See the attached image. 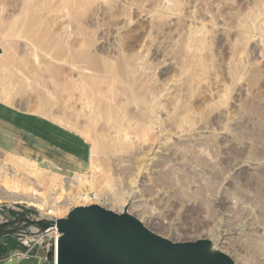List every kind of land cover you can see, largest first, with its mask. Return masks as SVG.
Masks as SVG:
<instances>
[{
  "label": "rangeland",
  "instance_id": "rangeland-1",
  "mask_svg": "<svg viewBox=\"0 0 264 264\" xmlns=\"http://www.w3.org/2000/svg\"><path fill=\"white\" fill-rule=\"evenodd\" d=\"M0 42V184L52 205L85 175L100 199L60 220L98 206L264 264V0H0ZM0 200V224L43 218ZM55 241L4 237L0 262L55 264Z\"/></svg>",
  "mask_w": 264,
  "mask_h": 264
},
{
  "label": "water",
  "instance_id": "water-1",
  "mask_svg": "<svg viewBox=\"0 0 264 264\" xmlns=\"http://www.w3.org/2000/svg\"><path fill=\"white\" fill-rule=\"evenodd\" d=\"M53 228L62 235L58 264H233L226 255L211 257L202 242L163 239L135 217L98 206L75 208L59 221L32 220L21 214L0 224V239L42 234Z\"/></svg>",
  "mask_w": 264,
  "mask_h": 264
},
{
  "label": "bare ground",
  "instance_id": "bare-ground-1",
  "mask_svg": "<svg viewBox=\"0 0 264 264\" xmlns=\"http://www.w3.org/2000/svg\"><path fill=\"white\" fill-rule=\"evenodd\" d=\"M124 74V73H122ZM132 82V80H131ZM131 82L129 83L130 87ZM136 82V80H135ZM139 84V83H138ZM137 85V82H136ZM135 86V85H134ZM133 86V88H134ZM129 87V88H130ZM136 87V86H135ZM133 88L131 90H133ZM138 88V87H137ZM143 88V87H142ZM135 89V88H134ZM111 90V89H110ZM141 93V89H139ZM113 91V90H112ZM138 91V90H137ZM144 91V88H143ZM142 91V92H143ZM136 94V93H135ZM134 94V96H135ZM111 95V94H110ZM144 97V96H143ZM112 98V97H111ZM138 98V97H137ZM142 98V97H141ZM113 99V98H112ZM136 99V98H135ZM146 99V98H145ZM148 99V98H147ZM143 100V99H142ZM114 101V100H113ZM137 101V99L135 100V102ZM112 102V101H111ZM138 102V101H137ZM147 102V101H146ZM152 105V104H151ZM112 103H111V107H112ZM150 107V106H149ZM152 107V106H151ZM156 107V106H155ZM113 108V107H112ZM112 108H110V116L111 117H115V119H117L116 121H114L115 123H130L133 126L138 127L139 124L138 123H134V121H132V115L129 116L128 115V119L125 118L124 116L121 115H117L118 111H120L119 108L118 111L116 110H112ZM151 109V108H150ZM124 111V110H123ZM121 112V111H120ZM127 112V111H126ZM154 112V111H153ZM125 113V112H124ZM122 115H125L123 113H121ZM137 115V114H136ZM117 116V117H116ZM131 117V118H130ZM135 117V118H134ZM144 117V116H143ZM133 118L136 120V122H141V118L138 116H133ZM133 119V120H134ZM113 120V119H111ZM144 121V120H143ZM113 122V121H112ZM113 122V123H114ZM138 129V128H137ZM137 130L132 131V133L134 134ZM17 133V132H16ZM27 133V132H26ZM132 133L126 131L122 133V136L120 139H124L125 141H129L132 143H139L142 140L145 142L146 137L143 135H137L134 138L131 135ZM30 138V137H29ZM33 140V139H32ZM36 140V139H34ZM29 141V140H28ZM147 141V140H146ZM30 142V141H29ZM40 142V141H39ZM33 143H36L35 141ZM134 145V144H133ZM30 146V145H29ZM33 146V145H32ZM35 147L37 148H41L39 145H35ZM32 149V148H31ZM43 149V148H42ZM27 151V150H26ZM43 152V151H42ZM78 163V162H77ZM80 166V165H79ZM35 178L38 176L36 174L33 175ZM56 180V179H55ZM37 181L39 182V179H37ZM53 181V180H52ZM54 184V183H53ZM90 184L87 183V177L85 175H80L79 178H77L76 180H66L63 181L62 186L60 187V192L59 195L56 196L55 199H53L52 201V205H51V200L49 197L46 196V194L38 191V190H32V193L28 194V195H20L19 192L17 190H11L9 189V187L5 184H0V188L2 190H5V192L7 191V193H5V195H7L6 197L11 199V200H6V198L4 196H0V199L6 201V202H13V203H18V204H28L30 206H34L39 208L42 211V217L43 219H47V220H60L61 218L64 217L66 209H68L70 204H73V206H78V205H82L85 203V205H89V203H93L94 201H98V199H100V196L98 193H96L95 191L92 192V187L90 188ZM52 191H57V185H55L54 187H52ZM96 193L95 196H91V194ZM52 198V197H51ZM54 198V197H53ZM1 201V200H0ZM86 205V206H87ZM71 206V205H70ZM122 207V206H121ZM120 208V207H119ZM122 211L126 208L125 206L122 207ZM126 210V209H125ZM110 211V210H108ZM111 213L113 211H110ZM71 213V212H70ZM69 213V214H70ZM51 217H55L51 218ZM49 232L52 233V235L55 237V264H58L59 262V258H58V246H59V241L61 239V234L59 233V231L56 228L51 229ZM225 241V240H224ZM226 243V242H225ZM208 249V248H207ZM56 253H57V258H56ZM228 258V255H226Z\"/></svg>",
  "mask_w": 264,
  "mask_h": 264
},
{
  "label": "crops",
  "instance_id": "crops-1",
  "mask_svg": "<svg viewBox=\"0 0 264 264\" xmlns=\"http://www.w3.org/2000/svg\"><path fill=\"white\" fill-rule=\"evenodd\" d=\"M3 45H2V43L0 42V55H2V53H3ZM24 128H26V127H22V129H24ZM0 264H6L4 261L3 262H0ZM28 264H30V263H28Z\"/></svg>",
  "mask_w": 264,
  "mask_h": 264
},
{
  "label": "built area",
  "instance_id": "built-area-1",
  "mask_svg": "<svg viewBox=\"0 0 264 264\" xmlns=\"http://www.w3.org/2000/svg\"><path fill=\"white\" fill-rule=\"evenodd\" d=\"M51 230V229H50ZM50 230H48V231H46L45 233H43V235H46V234H49V231ZM38 235V234H37ZM42 235V234H41ZM27 237V236H26Z\"/></svg>",
  "mask_w": 264,
  "mask_h": 264
}]
</instances>
